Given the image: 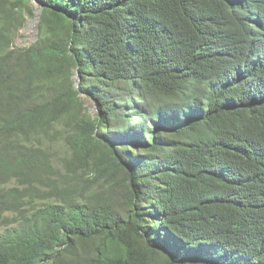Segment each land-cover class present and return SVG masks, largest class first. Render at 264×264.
<instances>
[{
	"label": "trees",
	"instance_id": "1",
	"mask_svg": "<svg viewBox=\"0 0 264 264\" xmlns=\"http://www.w3.org/2000/svg\"><path fill=\"white\" fill-rule=\"evenodd\" d=\"M27 1L0 0V264H264V0H37L16 46Z\"/></svg>",
	"mask_w": 264,
	"mask_h": 264
},
{
	"label": "rangeland",
	"instance_id": "2",
	"mask_svg": "<svg viewBox=\"0 0 264 264\" xmlns=\"http://www.w3.org/2000/svg\"><path fill=\"white\" fill-rule=\"evenodd\" d=\"M27 4L31 7H33V14H29L28 12H26L27 15V19L25 22V25L18 31L15 40H14V44L16 46H28L30 45L37 37L38 34V22H34L33 26H31L33 20L35 19V15L36 13L40 10V4L37 0H29L27 1ZM87 104H90V102H88ZM91 109L92 105H91ZM10 215L12 216L13 214L10 213Z\"/></svg>",
	"mask_w": 264,
	"mask_h": 264
},
{
	"label": "water",
	"instance_id": "3",
	"mask_svg": "<svg viewBox=\"0 0 264 264\" xmlns=\"http://www.w3.org/2000/svg\"><path fill=\"white\" fill-rule=\"evenodd\" d=\"M41 12H42V8H40V10L36 13V15H35V19L33 20L31 26H33V23H34V22H38V21H39L40 16H41ZM74 80H75V85L78 86L79 81H80V76H79L78 71H77V73H76L75 76H74Z\"/></svg>",
	"mask_w": 264,
	"mask_h": 264
}]
</instances>
